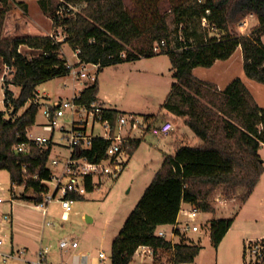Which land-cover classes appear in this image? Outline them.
I'll use <instances>...</instances> for the list:
<instances>
[{
  "label": "trees",
  "instance_id": "trees-1",
  "mask_svg": "<svg viewBox=\"0 0 264 264\" xmlns=\"http://www.w3.org/2000/svg\"><path fill=\"white\" fill-rule=\"evenodd\" d=\"M1 1L4 7L0 8V69L2 65L11 70L12 78L6 79L3 85L5 108L12 109L10 118L6 117V110L0 111V171H9L13 184L33 189L36 196L24 199L36 204L45 191L42 181L51 178L47 162L52 146L42 149L33 145L29 153H16L15 147L28 142L27 132L36 124L40 109L36 102L37 87L66 77L70 72L61 53L62 46L68 44L73 50L80 49V58L87 63L100 64V72L142 57L169 56L176 82L162 108L183 118L203 143L179 146L174 155L165 157L114 239L111 260L112 264H131L141 246H150L155 252L160 249L173 252V264L193 263L201 251L200 246L184 242L173 245L157 236V229L177 221L183 202L214 213L209 195L222 185L227 192L246 188L247 200L264 174L260 154L264 146V107L259 106L240 78L220 91L215 84L195 77L193 70L228 60L241 47L245 75L264 84V0H183L174 4L171 9L174 23L183 39L179 41L178 37L176 48L172 47L167 17L160 13L158 2L153 0H137L143 3L135 13L127 9L124 0H63L59 7L65 6L68 11L72 4L88 5L76 15H72V11L65 16L55 15L54 27H62L66 35L63 42H56L50 35H31L23 25L6 33L8 8L15 0ZM16 4L28 8L24 2ZM11 12L14 21L25 23L16 9ZM250 15L259 19V26L251 34L231 32L232 26ZM214 31L223 36H211ZM144 37L149 41L148 46L124 58L126 46ZM157 44L160 52L155 51ZM25 46L35 54L23 53L21 47ZM8 85L21 88L18 97ZM98 92L97 79L82 91L79 102L97 101ZM27 104L29 106L20 113ZM121 113L115 109L106 110L113 122ZM142 141L136 139L127 144L131 156ZM105 145V141L96 140L92 153L98 151L101 156ZM86 185L87 192L94 191L90 180ZM71 198L83 200L84 196L73 194ZM234 221L233 217L211 220L210 237L216 248Z\"/></svg>",
  "mask_w": 264,
  "mask_h": 264
},
{
  "label": "rangeland",
  "instance_id": "rangeland-1",
  "mask_svg": "<svg viewBox=\"0 0 264 264\" xmlns=\"http://www.w3.org/2000/svg\"><path fill=\"white\" fill-rule=\"evenodd\" d=\"M29 4V8L15 6L10 3L9 22L6 26V33H11L16 29V26H22L31 35H43L47 32L57 34L60 41L64 40V29L62 27H54V17L59 14L65 16L69 13L65 6H60L63 0H44L49 2V8L43 9L37 0H24ZM127 9L131 13L139 11L141 4L137 0H124ZM143 1V0H142ZM158 2L160 13L167 17L170 30L172 32V47L176 48L179 41L182 39V32L177 30L174 23V13L171 11L174 4L182 2L183 0H153ZM87 3L72 4L68 6L72 11V15L79 14L87 8ZM16 7V8H15ZM16 9L18 17L23 18L24 24L14 21L11 10ZM27 10V12H26ZM26 13H25V12ZM43 12V13H41ZM64 14V15H63ZM13 18V19H12ZM254 17L248 16L240 23L231 27V32L236 34L249 35L255 29L253 28ZM223 36V33L214 31L211 36ZM56 37V35H55ZM181 37V39H180ZM264 40V38H263ZM148 39L146 37L134 42L132 45L126 46V51L123 57L126 58L128 53H137L139 48L148 46ZM23 53L28 55L35 54L30 51L28 47H21ZM64 58L70 61H77L73 49L65 44L61 50ZM172 63L167 55L157 56L153 58H143L140 61L126 62L120 65H113L106 67L99 76V92L98 97L106 102V105L112 108L119 109L126 113H134L139 115H157L154 122L161 124L164 120L173 122L175 131L167 136L147 135L140 147L132 155L125 171L115 183H108L101 188L96 187L93 192H86L83 194V200L73 201V210L67 219H63L64 209L60 202L53 201L48 205V217L46 219V229L44 233V243L36 250L31 248L26 250L22 259H11L7 264H40L38 263V253L40 249L46 247L50 248L47 262L43 264H60L62 261L71 264V259H67V254L71 250L64 253L59 248V243L63 239L76 240L79 243L78 252H90L92 255H98L100 251H104L108 256L107 264H112L111 251L112 243L118 236L120 230L124 226L126 220L130 216L133 209L136 207L144 192L151 184L155 175L159 171L164 161V155L174 154L177 142L182 138L180 134L183 132L184 125L178 117L168 113L162 108L163 103L171 89L172 83L175 81L173 77ZM11 79V73L4 66L0 69V111L6 110V117L10 118V111L12 108H5L4 99V85L2 78ZM194 75L204 81L216 82L223 87H227L232 81L240 78L246 87L249 89L259 106L264 107V84L258 83L249 79L244 72V57L242 51L237 50L234 55L227 61H218L212 67H198L194 71ZM93 84V81H85L84 83L76 81L73 76L59 77L49 80L37 87L36 102L40 105L37 122L30 130L34 135L51 136V134L44 128L46 118L43 114L46 104L53 105L58 100H65L72 97V95L85 85ZM8 89L12 90L15 97L20 94L21 88L19 86L8 85ZM50 101V103H48ZM23 108L20 113H22ZM19 113V114H20ZM167 114V115H166ZM166 116V117H165ZM71 116L67 114L64 121L67 127L70 126ZM188 132V131H187ZM197 141L187 139L183 142L184 145L189 144L197 146L201 141L195 137ZM53 142L63 144L62 135L55 132L53 135ZM65 155V147L56 145L53 156ZM260 154L264 161V146L260 150ZM48 167L55 169L51 162ZM0 184L6 189L3 193L0 189V198L4 200L0 203V221L4 214L10 212L12 198V184L8 174L2 173L0 175ZM19 186V185H18ZM15 187V191L19 197H26V193L35 197L36 194L33 189H27L25 185ZM247 189L238 187L235 191L227 192L225 186L217 187L210 195L209 201L215 209L213 218H237L236 229L237 242L242 241L248 237L255 238L257 233L264 235V174L257 185L253 194L246 200ZM222 194L226 198V203L221 204L215 200L217 195ZM21 216L28 225L37 223L44 224L41 215L35 212H27L20 209ZM23 222V221H22ZM204 231H207L209 224H203ZM25 226V227H27ZM5 235L10 239L7 248L11 244V222L7 224ZM191 238L195 241V245L202 246L201 253L196 259L195 264H214L217 258V249L212 243L210 232H189ZM258 239V238H257ZM22 249L17 246L15 250ZM231 251V252H230ZM234 251V253H233ZM231 253V254H230ZM221 259L228 261L224 264H244L243 247L239 252L232 248L222 247ZM169 252H163L162 257L158 260L166 259L164 264H173L172 258L168 257ZM233 255V260L230 259ZM70 257V256H69ZM71 258V257H70ZM153 257L147 258L151 261ZM163 258V259H162ZM140 261V257H137ZM161 262V261H159ZM136 264V263H133Z\"/></svg>",
  "mask_w": 264,
  "mask_h": 264
},
{
  "label": "built area",
  "instance_id": "built-area-1",
  "mask_svg": "<svg viewBox=\"0 0 264 264\" xmlns=\"http://www.w3.org/2000/svg\"><path fill=\"white\" fill-rule=\"evenodd\" d=\"M69 11L70 8H69ZM210 11H208L209 13ZM206 24V20H204ZM56 35V37H55ZM56 42H63L57 38V34H51ZM77 61L72 62L68 58L67 67L70 72L68 77L81 83L98 79L101 65L87 63L80 58L81 50H73ZM156 52H160L158 44ZM63 56V55H62ZM64 57V56H63ZM7 70H11L5 66ZM6 76L2 78L4 81ZM12 78V75H11ZM79 89L71 98L58 100L53 105L46 104L43 114L46 118L44 128L51 136L34 135L30 128L27 132L28 142L19 144L15 147L16 153H29L34 145L42 149L52 146V152L47 162V168L51 171L50 180H43L45 191L42 193V200L37 204L47 210L48 205L53 201L61 203L64 213L63 219H67L73 210V194L83 195L87 192V181L90 180L94 189L105 186L108 183H115L125 171L131 155L127 151V144L136 139H144L147 135L167 136L175 131L173 122L167 120L161 124H156L154 120L146 115L134 113H121L115 122L107 116L108 109L102 102L93 101L91 104L79 102L82 91ZM70 114V126L64 121V117ZM59 132L62 141L53 142V135ZM96 140H103L106 145L103 153L92 150ZM56 145L65 147V155L53 156L52 153ZM49 162L55 169L48 167ZM36 178H38L36 176ZM2 192L6 189L2 186ZM97 189V188H96ZM12 199L10 198V201ZM215 200L226 203V198L222 194L217 195ZM4 200L0 198V203ZM177 221L172 224L170 232L157 229L156 235L168 240V235L178 236L189 232H198L203 224H211L213 212H206L201 207L188 202H183ZM12 221L11 212L4 214L0 221V264H7L11 259H22L26 250L24 248L15 250L7 248L9 237L5 235L6 226ZM79 243L72 239H63L59 243L62 253L71 250V264H107L109 259L104 251L98 255L90 252H78ZM142 255L147 253L154 254V249L150 246H141ZM139 248V249H140ZM50 248L40 249L38 253V263L47 262ZM245 264H264V237L247 241L244 248ZM61 264H66L62 262Z\"/></svg>",
  "mask_w": 264,
  "mask_h": 264
},
{
  "label": "crops",
  "instance_id": "crops-1",
  "mask_svg": "<svg viewBox=\"0 0 264 264\" xmlns=\"http://www.w3.org/2000/svg\"><path fill=\"white\" fill-rule=\"evenodd\" d=\"M41 0H37V2L39 3ZM16 2H24L27 6H28V8H29V4L26 2V1H24V0H15V2H13L12 4H14L16 7H17V4H16ZM42 3H40V5L42 6L43 5V9H46V8H49V2H46V1H44V0H42L41 1ZM1 7H4V3L0 0V8ZM15 7V8H16ZM41 13H43V12H41ZM251 17H254L253 18V20H252V23H253V28H256V27H258L259 26V19H258V17L256 16V15H250ZM47 34H49V32H47V33H45V34H43V35H47ZM263 38H264V35H263V37H262V40H263ZM263 43H264V40H263ZM241 50L242 51V49H241V47H239L237 50ZM236 50V51H237ZM22 51V50H21ZM235 51V52H236ZM234 55V54H233ZM232 55V56H233ZM158 56H162V55H158ZM231 56V57H232ZM155 57H157V56H155ZM144 57H142L141 59H139V60H137V61H140V60H142ZM153 58V57H152ZM230 59V58H229ZM228 59V60H229ZM225 61H227V60H225ZM218 62V61H217ZM216 62V63H217ZM215 63V64H216ZM123 64V63H122ZM214 64V65H215ZM213 65V66H214ZM197 68H195L194 70H193V75H194V71L196 70ZM172 70H173V77H174V74H175V70L173 69V67H172ZM104 71V70H103ZM102 71V72H103ZM102 72H100V74L102 73ZM100 74H99V76H100ZM195 76V75H194ZM196 77V76H195ZM198 78V77H197ZM175 79V78H174ZM198 79H200V78H198ZM200 80H202V79H200ZM98 81H99V77H98ZM202 81H204V80H202ZM176 82V79H175V81L173 82V83H175ZM204 82H209V81H204ZM173 83H172V85H173ZM210 83H213V84H215L216 86H217V88L220 90V91H223L226 87H223V86H221L220 84H218V83H216V82H210ZM172 85H171V88H172ZM14 86V85H13ZM170 91H171V89H170ZM170 91H169V93H170ZM168 93V94H169ZM168 96V95H167ZM167 98V97H166ZM166 100V99H165ZM98 101H100V102H102L107 108H110V109H115V110H118V111H120L119 109H116V108H112V107H109V106H107L106 105V102L104 101V100H102V99H100L99 97H98ZM48 103H50V101L48 102ZM121 112H123V111H121ZM126 113V112H125ZM167 114H168V112H167ZM166 114V115H167ZM146 116H154V118H155V116H157V115H146ZM166 117V116H165ZM154 118H152L153 120H155ZM178 120H181L182 121V123H183V125H184V129H183V132L180 134V137L182 138V140L180 141L181 143H179V140H176L177 142L175 143V145H176V148H175V151H176V149H177V147H179V146H182V145H184L183 144V142H185L187 139H192V141H197L198 142V140H196L195 139V137L197 138V139H199L201 142L200 143H197L198 145L197 146H199V145H201L202 143H203V141L200 139V138H198L197 136H196V134L186 125V123H185V121H184V119L183 118H178ZM164 121H167V120H164L163 119V121L162 122H164ZM37 122V121H36ZM161 122V123H162ZM35 126V125H34ZM33 126V127H34ZM32 127V128H33ZM188 131V132H187ZM173 133V132H172ZM171 133V134H172ZM170 134V135H171ZM142 144V143H141ZM186 145H189V144H186ZM140 147V146H139ZM175 153V152H174ZM172 155H174V154H167V155H164V157H163V159H165V157H167V156H172ZM132 157V156H131ZM2 173H6V174H8V176H9V178H10V181H11V184H12V188H11V192H12V200L10 201L11 202V207H10V212H11V219H12V221H11V232H12V237H11V244H10V248L12 247L13 249H16L17 248V246H21L22 248H25L26 250H28V249H30V247L31 248H35L36 250H38L41 246H42V244L44 243V233H45V229H46V219H47V217H48V213H49V210L47 209V210H45V209H43V208H41V207H39L36 203H34V202H31V201H28V200H26V199H24V198H22L21 199V197H19L18 195H17V193H16V191H15V187H13V185H15V184H13L12 183V180H11V174L9 173V171H7V170H1L0 171V175L2 174ZM17 187H19L18 185H16ZM2 187V185L0 184V188ZM21 187V186H20ZM4 193V192H3ZM253 194V193H252ZM251 194V195H252ZM26 195V197H32V195L31 194H29V193H26L25 194ZM186 204V203H185ZM184 203H183V205H185ZM20 209H23V210H25V211H27V212H35L36 214H39V215H41V218H43V220H44V224L42 225V227H41V225H39L38 223H37V221H36V223H34V224H32V225H26L27 224V222H25V224H24V220L25 219H23L22 218V216H21V214H23V213H21V211H20ZM236 217H235V221H234V223H233V225H232V227L230 228V230L228 231V233L226 234V236L224 237V239H223V241L220 243V245H219V247L218 248H216L217 249V253H218V255H217V258H216V261H215V263L214 264H224V263H227L228 261H230V260H222L221 259V250H222V247L224 248V247H228V249L230 248H232L233 250H235L236 252H239V250H241V248L243 247V256H244V259H245V255H244V248H245V244L247 243V241H249V240H252V239H257V238H261V237H264V235H262L261 233H257V235H256V237L255 238H251V237H248V238H246V239H242V241H241V239H240V241L239 242H237L236 240H237V236H238V234H237V232H235L236 231V229L238 228V227H236V224H235V222H236ZM23 221V222H22ZM25 226H27V227H25ZM207 227V231H209L210 232V224L208 225V226H206ZM159 229H161V230H166V231H168V232H170L171 231V229H172V225H163V226H160L159 227ZM207 232V231H204V225H202L201 227H200V231H198V232ZM211 238V237H210ZM168 241H170L173 245L174 244H178V243H181V242H184V243H186V244H193V245H195V243H193L195 240L193 239V238H191V236L189 235V233H187V234H182V235H178V236H172L171 234H169L168 235ZM198 246H200L199 244H197ZM201 247V250H202V246H200ZM142 248H140V249H138L137 250V252H136V254H135V256H134V259H133V261L131 262V264H133V263H136V264H164V263H166V261H168V260H166V259H163V260H156V259H159V257H162L161 255H162V253L163 252H169L171 255L168 257V259L169 258H173V252H171V251H167V250H163V249H160V250H158V251H156V252H154V254H150V253H147V254H145V255H142ZM231 252V251H230ZM200 253H201V251H200ZM199 253V254H200ZM233 253H234V251H233ZM231 254V253H230ZM71 257V254L70 253H68L67 254V259L69 258V259H71L70 257ZM199 256V255H198ZM197 256V257H198ZM137 257H140V261H137ZM149 257H153L152 258V260L151 261H147V258H149ZM197 257H196V259H197ZM230 259H232L233 260V255L231 256L230 255ZM68 259V260H69ZM196 259H195V261L193 262V263H191V264H195L196 263ZM159 261H161V262H159ZM62 262H64V261H62ZM61 262V263H62ZM46 263V262H45ZM60 263V264H61ZM66 263V262H65ZM67 264V263H66ZM244 264H245V261H244Z\"/></svg>",
  "mask_w": 264,
  "mask_h": 264
}]
</instances>
